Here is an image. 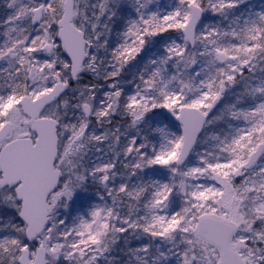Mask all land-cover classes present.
Returning a JSON list of instances; mask_svg holds the SVG:
<instances>
[{
	"label": "snow or ice",
	"instance_id": "obj_1",
	"mask_svg": "<svg viewBox=\"0 0 264 264\" xmlns=\"http://www.w3.org/2000/svg\"><path fill=\"white\" fill-rule=\"evenodd\" d=\"M0 264H264V0H0Z\"/></svg>",
	"mask_w": 264,
	"mask_h": 264
}]
</instances>
